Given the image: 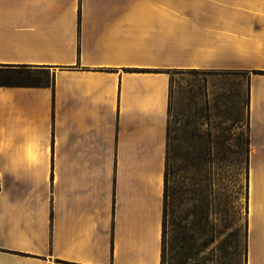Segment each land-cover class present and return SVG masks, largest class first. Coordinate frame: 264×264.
<instances>
[{"label": "crops", "instance_id": "0c3cea01", "mask_svg": "<svg viewBox=\"0 0 264 264\" xmlns=\"http://www.w3.org/2000/svg\"><path fill=\"white\" fill-rule=\"evenodd\" d=\"M0 126L48 135L0 176V264H162L175 68L264 70V0H0ZM247 264H264V74L249 81ZM4 158L0 157V170Z\"/></svg>", "mask_w": 264, "mask_h": 264}, {"label": "rangeland", "instance_id": "374dc122", "mask_svg": "<svg viewBox=\"0 0 264 264\" xmlns=\"http://www.w3.org/2000/svg\"><path fill=\"white\" fill-rule=\"evenodd\" d=\"M257 71H171L169 157L177 173L169 182L166 264H247V103L250 77L264 74Z\"/></svg>", "mask_w": 264, "mask_h": 264}, {"label": "clouds", "instance_id": "9594fccd", "mask_svg": "<svg viewBox=\"0 0 264 264\" xmlns=\"http://www.w3.org/2000/svg\"><path fill=\"white\" fill-rule=\"evenodd\" d=\"M48 135L33 127L22 138L11 129L0 126V157L4 158L0 176L7 172L17 180L34 176L46 169Z\"/></svg>", "mask_w": 264, "mask_h": 264}, {"label": "trees", "instance_id": "16d2710c", "mask_svg": "<svg viewBox=\"0 0 264 264\" xmlns=\"http://www.w3.org/2000/svg\"><path fill=\"white\" fill-rule=\"evenodd\" d=\"M171 71L169 72L170 74H171ZM255 73H259V71L255 70ZM19 78L26 79L28 84L40 86V85H45V84L48 85L51 77H50V72L47 69H38V68L30 69V68H25V67L20 68V69L9 68V67L0 68V85H8V84L14 83V80L16 81ZM173 96H174L173 77L170 76V105H169V117H168V126H167L168 141H167L166 169H165V177H164L165 186H164L162 264H166V259H165L166 257V246H165L166 245V215H167V199H168V191H169V182H170V177L177 173L175 169L171 168L170 157H169L170 115H171V109H172ZM247 107H248V103H247ZM247 146H248V136H247Z\"/></svg>", "mask_w": 264, "mask_h": 264}]
</instances>
